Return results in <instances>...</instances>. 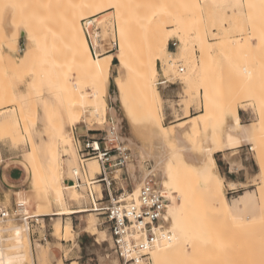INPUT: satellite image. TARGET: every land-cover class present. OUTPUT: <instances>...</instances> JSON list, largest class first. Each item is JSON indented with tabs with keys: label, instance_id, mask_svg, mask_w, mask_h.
<instances>
[{
	"label": "rangeland",
	"instance_id": "obj_1",
	"mask_svg": "<svg viewBox=\"0 0 264 264\" xmlns=\"http://www.w3.org/2000/svg\"><path fill=\"white\" fill-rule=\"evenodd\" d=\"M51 1H14L16 4L18 2L19 6L21 5L18 10L21 11L19 12L21 15L16 13L20 15V22L16 29H19L20 25H26L28 29L27 38L25 40L23 37L20 46L19 41L15 40L14 37H9L8 29L5 28L3 24L6 4L9 5L10 0H0V138H10L12 143L8 145H10L13 150H19V152L22 153V166L25 170L24 188L28 190L17 192L14 199H12L10 193L7 194L5 201L0 204L12 206L15 201L19 202L20 198L25 199L29 193H33L34 197L31 199V207H29L28 204L26 205L30 213L37 212V210H33V208L38 207L35 204L37 200L42 201V206H40V208L43 212H51L53 211V206L56 208L58 207L52 199H49L50 192L48 191V185L46 183L43 184L44 182H41L39 178V171L42 170L43 172L46 170V148L50 141L53 140L56 130L55 127L61 124L63 130L68 133V135L70 134L69 136L71 137L76 153L77 150L75 149L71 127L76 125L83 128L87 126L99 128L100 132L107 135L108 130L105 126L109 124V119L111 118L116 124V116L121 114L119 112V102H116L112 98V95L116 93V87L113 83V77L117 74L115 65L118 61L116 58L113 60L111 71L112 81L109 86V104L117 109L118 114L114 116L113 119L112 115L114 114L109 110L107 119L104 123L105 126H96L95 123L98 120L96 118L91 119L93 115H89L91 113V108L89 106L77 104L78 101L75 99L77 97L76 89L73 88L74 90L71 91H76V97L72 98V101L69 99L72 94H70L69 89V93L67 92V94L66 91H64L66 98H63L64 95L62 92L65 90L66 86L63 85L68 81V84L76 83L77 77L79 78L80 76H77L74 72L70 74V70L66 69L69 66H67V63V67L63 69V67H65L63 66L60 71L55 67L58 66V64L55 63L56 65L53 66L55 57L53 58L48 50L50 41V10H52L51 8L53 7H59L58 9L64 7L63 10H67V3L69 0H58L60 3L56 0L57 2L55 1L53 5ZM70 1L72 3V0ZM147 1L148 0H145L144 2L146 3ZM156 1L158 2V0ZM160 1L158 3H160ZM144 2L143 5L145 4ZM56 4L58 5L57 7L54 6ZM162 4L165 6L170 5L169 7L172 9L174 8L173 10L177 9L180 11L185 9L195 17L197 24L195 30H197L196 34L198 35V39L194 47V58L191 59L196 65V71L195 68L192 70L191 84L184 83L182 76L188 71V67L186 61L179 54L181 42L180 40L178 41L176 37L169 39L168 49L171 50L173 54L170 57L167 56V58L176 62V74L170 73L168 76H164L165 66L162 61H159L158 73L155 77L151 78L147 72L141 70L143 64L146 62L141 60L142 57L140 52L136 58L135 68L127 80L128 99L136 115L134 119L143 122V119H145L147 115L152 114V110L145 98L146 90L144 88V82L148 79H153L155 83H157L164 100L163 113L165 115L162 118V122L166 126L174 125V128H177L179 131V134L182 131V126L179 124L185 119H180V117L186 116L187 114L194 116L203 110L206 111V103L212 105L210 125L207 126L208 128L206 131H201L192 138L194 143L200 142L202 138L204 139L208 131H211L214 139L218 140V131L216 128L221 127L222 122L225 120L224 115L227 114L229 117L232 116V109L234 106H239V108L242 107L247 110L249 118L247 123H250V126L252 123H258L259 105H263L262 108H264V0H162ZM49 5L53 7L50 8ZM15 11L17 10L15 9ZM62 11L59 10L60 13H62ZM217 15H219L220 18L222 17L223 20L220 22L214 21ZM93 17L96 20L91 27L90 34L92 42L97 49V54L113 53L115 56L119 48L116 12L113 9H108ZM37 18L40 20H37ZM81 22L83 24V19ZM95 27H97L99 31L96 39L94 38ZM167 27L170 29L176 26L172 22H169ZM168 31L171 33L170 30ZM203 39L208 41L207 46L204 45ZM172 41H177L178 45L172 46ZM138 45L140 47L146 46L139 42ZM66 56H68V54H66L65 57ZM61 60H63V57H61ZM179 66H184L185 71L182 73L179 72ZM248 70L250 71L247 72ZM57 71L58 77L61 74L66 75L65 79L67 82L64 83L62 80L65 76L62 78L60 77V79L57 77ZM251 72L252 74L250 76L248 73ZM195 76H199L198 80L197 78L195 79ZM162 78H167L170 80V83L160 85L159 82ZM80 80H82L81 77ZM59 83L62 84L63 87ZM83 83H81L82 88L84 86L82 85ZM87 85L84 86V90H90L88 87L89 85ZM20 86L23 91H18V87ZM58 86H61L63 90H60ZM78 87L80 86L78 85ZM91 88L94 89L92 86ZM66 95L69 96V98ZM67 98L71 101V104L73 101H77L76 103L73 102V106L75 107L71 106L68 100L65 102ZM66 103H69V106L68 104L65 105ZM70 108H72V110H69ZM191 110L192 112H190ZM11 111L18 112L19 118L17 122H14L13 119L12 121L10 120L9 114H11ZM73 111L76 112V114H74ZM77 114L78 116H82L79 123L74 122ZM84 119L86 123L83 122ZM122 120H124V118ZM37 122L40 124L39 127H36ZM124 122L121 126L123 128L119 131V135H124L127 131V123L124 124ZM121 139L120 136V140ZM31 140H34L36 145V152L34 154ZM121 141L125 144L123 140ZM252 141L253 142L250 140L252 146H258L259 150L254 148L250 155L255 167L246 183L241 184V187H237L235 184H228L225 175L223 172L221 173L224 177V191L230 200L237 198L241 194L250 192L255 194L254 201L249 202L243 209L218 213L210 206V200L203 188L198 185L195 186L196 184L190 186L189 184L187 185V182H184V189L187 193L199 195L196 199L200 200L197 201V206L200 209L198 208L199 210H197L195 206H190L188 208V216L192 222H196L198 219L201 225L205 227V230H208L207 233H209V236L205 240L207 248L204 247L206 250H193V252L192 247L187 245L185 247L186 253L190 255L192 251V253H194L193 256L191 257L190 255V258H185V255L180 257L178 256V252V255L174 254L173 257H171V261H167L169 262L168 264H258L259 250H257L256 243L261 225L264 222V209L262 208L263 200L259 194V187L262 185V180L257 161L260 158L262 162H264V135L255 136ZM59 147L60 154L63 153V166L66 168L68 165V169L70 168L73 176V168L78 166V155L76 153V162L69 166V160L67 158L71 154L68 152V146L64 144L61 145L60 143ZM129 149L131 154H133V160L129 163L131 165L135 163L136 159L139 160V158L136 153V148L129 146ZM29 152L32 153L29 154ZM191 156L193 157L196 155L194 153H189L190 159H192ZM29 157L31 158V163L28 161ZM90 162L98 165V162L92 159L89 161V168ZM152 162L153 159L147 163L149 166H152ZM90 171L93 174L98 172L99 168L94 171L90 168ZM34 172L36 175L33 178ZM185 177V174L181 175L182 179H185ZM157 180L159 181L158 175ZM31 190H33V192ZM77 191L79 192L77 193V197L79 198L78 202L75 201L74 197L71 199V193L66 191L69 207H89L88 196L85 195L83 190L78 189ZM176 196L178 197V194H176ZM91 213L92 212L88 211L62 216L60 222H71L74 228L75 239H73V241L72 239L63 240L64 238H62V236L58 237L55 235L57 223L59 221L57 223L55 222L58 216H41L39 217L38 223L35 222V218L31 219L29 224L30 231L28 234L25 233L24 240L28 242L30 247V253L34 260L33 263L59 264V260H62L68 264L75 260L80 261V264H123L112 252L111 235L106 224L103 223L102 218L100 219L99 216L95 214L97 229H99L96 235H90L87 230L83 228L87 225L86 221L93 216ZM22 223L23 221L10 219L6 222H2V225ZM45 233L48 235L46 241L42 240V236ZM214 242H218L219 246ZM39 243L47 244L46 246L49 248L47 249L48 253L43 261L37 259ZM213 243L214 246L216 244L215 247H213ZM56 248L61 250L62 255H56ZM183 253L185 254V251Z\"/></svg>",
	"mask_w": 264,
	"mask_h": 264
},
{
	"label": "bare ground",
	"instance_id": "obj_2",
	"mask_svg": "<svg viewBox=\"0 0 264 264\" xmlns=\"http://www.w3.org/2000/svg\"><path fill=\"white\" fill-rule=\"evenodd\" d=\"M14 1L16 2V0H10V3H12H9V5L6 4V9L4 7L3 24L5 28L8 29L10 38L14 37L15 40L19 41L21 39L20 36L23 34L26 40L28 33L27 26L20 25L19 29H16L20 22L19 17L21 14L19 12L21 11L18 10L21 5L19 6L18 2L16 4ZM55 1H51V4L53 5ZM69 1L67 3L68 8L65 6L67 10H63L64 7L58 9L59 7L55 8L51 6L53 7L51 8V4L49 5L53 12L50 10V41L48 50L49 53L52 54V57H55L53 60L55 61L53 66L58 64V66H55L58 71H60L63 66H65L63 67L64 69L69 65L66 69H69L70 71H67H69L70 74L71 72L76 73V75H79L82 80H80V77L78 78L76 76L78 83L74 80L76 83L68 84L69 81L67 82L65 79L66 75H60L59 73L60 76L58 77L57 71V77L60 79V77L62 78L65 76L62 80L64 83L67 82L63 85H66L65 90L61 88L62 84L60 83L61 86L58 87L60 90H63V98L65 97L64 91H66L67 94L70 90V94L72 93L71 98L67 95L66 96L71 101L72 98L76 97V91H71L76 89L77 97L75 99H77L78 102H73L89 106L91 108V113L89 115L94 116H92L91 119L96 118L98 120L97 122L95 121L96 126H103L107 119L108 108L111 113L114 114L112 115L113 119L114 116L118 114L117 109L109 104V86L112 81L111 71L113 60L114 58L117 59L118 63L115 65L117 68V74L113 77L116 93L112 95V98L116 102H119V112L121 114H118L115 119V134H112L111 129L106 127L107 125L104 126L107 128L110 137L117 136L120 139L121 136L123 140H126L127 144H125V146L128 149L129 146H132L137 150L136 153L139 158L138 168H140L142 174V181L134 187V194L136 195L138 193L139 188L144 182H146L148 176L154 173L156 176H159L158 182H160V190L166 193L170 198L165 219L168 221V228L171 230V234L168 238L160 240L152 251L153 263L168 264L169 262L167 261H171V257H173L174 254L178 255V252V256L182 257L185 255V258H190V255L192 257L194 254L192 253L193 250H206L207 244L205 240L209 236V233H207L208 230H205V227L201 225L198 219L196 222H192L188 216V208L190 206H195L197 210L200 209L197 206V201L200 200L196 199L199 195L187 193L184 189L183 183L187 182V185L189 184L190 186L196 184L195 186L198 185L203 188L210 200V206L218 213L232 212L237 209L240 210L249 202L254 201L255 194L250 192L241 194L233 200H230L226 196L224 191V177L222 176V173L220 174L217 170L218 165L214 154L216 151L228 147L233 149L239 147L244 138L253 142L252 139L254 140L255 136L261 134L264 135L263 105H259L258 108V123H252L251 126L243 125L239 114V106H234L232 109V116L229 117L227 114L224 115L225 120L222 122L221 127L216 128L218 131V140L214 139L211 131H208V134H205L204 139L202 138L200 139V142L194 143L192 138H194L199 132L206 131L208 128L207 126L210 125L212 118V105L206 103V111L203 110L197 115L191 116L185 121H182L179 124L182 126V131L180 130L181 133L179 134V131L177 128H174V125L166 126L163 124L164 100L155 80L148 79L144 82V88L146 90L145 98L152 110V114L147 115L145 119H143V122L135 120V111L128 99L127 80L135 68L137 56L141 52V60L146 62L143 64L141 70L147 72L151 78L155 77L158 73L159 61H162L165 66L164 76H168L170 73L176 74V62L167 58V56L170 57L173 54V52L168 49L169 39L176 37L178 41L180 40L181 42L179 54L186 61L188 67V71L182 76V80L186 84H191L192 70L195 68L196 71V65L191 58H194V47L198 39V35L196 34L197 30H195L197 28L195 17L185 9L178 11L177 9L173 10L174 8H170V5H163L162 0H158L160 3L156 0H148L146 3L144 2L145 0H72V3ZM143 2L145 3L144 5ZM54 6L57 7L58 5L56 4ZM15 9L17 11H15ZM108 9H113L116 12L119 48L115 56L113 53H105L102 55L97 54L95 56L92 53L81 20L87 17L96 16ZM59 10H63L62 13H60ZM16 13H19L20 15ZM37 20L40 19L37 18ZM222 20L223 18H220L219 15H217L214 21L220 22ZM169 22H172L176 27L168 29L167 26ZM168 30H170L171 33ZM94 32V38L96 39L99 31L94 28ZM138 42L142 45L145 44L146 46L144 45L145 47H140ZM203 42L204 45L207 46L208 41L203 39ZM66 54H68V56L65 57ZM61 57H63V60H61ZM249 71L250 70L247 72ZM248 74L251 76L252 72ZM196 78L198 80L199 76H195V79ZM163 79L167 80L165 82L169 81L167 78ZM81 83H83L82 85L84 86L88 84L89 86H87L90 90H84V86L82 88ZM78 85L81 88L78 87ZM91 86L94 87V89H92ZM68 98L65 102H67ZM71 101L68 100L69 103ZM73 102L72 104L70 103L71 106H73ZM69 103H66L65 105L68 104L69 106ZM69 110H72V108ZM73 113L76 114L74 111ZM9 118L11 121L13 119L14 122H17L19 118L18 112L11 111ZM123 118L124 120H122ZM81 119L82 116H78L77 114L74 122L79 123ZM83 122L86 123V120L84 119ZM123 122L124 124L127 123V131L124 135H119V131L123 128L121 127ZM56 127L53 140L50 141L46 148V170L43 172L42 170L39 171V178L41 182H44L43 184L46 183L48 185V191L50 192L49 199H52L58 207L56 208L53 206V211L43 212L40 208V206H42V201L37 200L35 204L38 207L33 208V210H37V212L30 213L29 210H27V212L32 217L48 215L58 216L56 219L57 221L55 220V223L59 221L57 223L58 225L56 227L57 230L55 231V235L58 237L62 236V238H64L63 240L72 239L73 241V239H75L74 228L71 222L61 223L60 220L62 219V216L88 212L89 210H87V208L69 207V200L66 191H69L71 193V199L74 197L77 202L79 200L77 193L79 192L75 186H67L63 184L65 176L71 177L72 173L70 168L68 169V165L66 168L63 166L62 160L64 161V158L62 157L63 153L60 154V143L61 145H67L69 148L68 152L71 154L67 158L69 160V166L76 162L77 152L75 153L71 137L69 136L70 134L68 135V133L63 130L61 124ZM31 144L33 146L34 154L36 152L34 140H31ZM254 148L259 150L258 146H252V150H254ZM31 153L32 152H29V154ZM189 153H194L197 158L194 160L190 159ZM28 159L29 163H31V158L29 157ZM151 159H153L152 166H149L147 162H150ZM229 159L231 160V157ZM257 164L262 180V185L259 187V194L263 200L262 208L264 209V162L259 158ZM130 167L133 169L136 165L131 164ZM90 168L94 171L99 167L93 162H90ZM182 174L186 175L185 179L181 178ZM35 175L36 173L34 172L33 178ZM229 184L233 185L234 183L230 182ZM31 191L33 192V190ZM176 194H178V197ZM32 197H34L33 193H29L25 199L20 198V202L25 205L28 204L29 207H31ZM91 215L93 216L86 221L87 225L83 228H85L90 235H96L97 230H99L97 229V220L94 212H92ZM7 220H5V222ZM2 222L4 221H0V264H34L28 242L24 240L25 233L28 234L30 231V221L24 220L22 224H6L5 226L2 225ZM214 243L218 244V242ZM214 243L213 247L216 246V244L214 246ZM256 244L257 250H259L258 264H264V222L261 225ZM46 245L44 243L38 244L37 259L39 261L45 260L44 257L48 253L47 249H49ZM187 245L192 247L190 255L186 253L185 247ZM184 251L185 254L183 253ZM59 261V264H66L62 260Z\"/></svg>",
	"mask_w": 264,
	"mask_h": 264
},
{
	"label": "built area",
	"instance_id": "obj_3",
	"mask_svg": "<svg viewBox=\"0 0 264 264\" xmlns=\"http://www.w3.org/2000/svg\"><path fill=\"white\" fill-rule=\"evenodd\" d=\"M95 20L93 16L85 18L83 25L92 53L96 56L97 49L90 34ZM177 45V41H172V46ZM178 71L184 72L185 67L179 66ZM165 81L167 80L162 78L159 84L170 83V80ZM106 127L115 134L113 120ZM71 132L77 150L78 166L73 169V176H66L64 181L83 190L88 196L87 210L103 218L111 235L112 252L123 264H152V251L157 243L171 234L165 219L170 198L160 190L157 176L150 174L135 195L127 172L132 154L117 136L110 137L107 134L96 138L82 135L77 133L76 126L71 127ZM249 147L252 150V146ZM92 159L99 165V171L93 174L88 166ZM39 217L41 216L29 215L26 205L20 201H15L12 206L0 204V221H30L35 218L38 223ZM47 238L45 233L42 240L46 241Z\"/></svg>",
	"mask_w": 264,
	"mask_h": 264
},
{
	"label": "crops",
	"instance_id": "obj_4",
	"mask_svg": "<svg viewBox=\"0 0 264 264\" xmlns=\"http://www.w3.org/2000/svg\"><path fill=\"white\" fill-rule=\"evenodd\" d=\"M21 36L20 38L23 39L24 35L22 34ZM21 39L19 40L20 46H21ZM18 91H23L21 86L18 87ZM109 110L110 109L108 108V111ZM190 112H192V110ZM239 114L241 117V123L243 125L249 126L250 123L249 124L247 123L249 119L247 110L240 107ZM189 117H191V115L187 114L186 116L180 117V119L185 118L183 120L185 121ZM109 120H112V119L110 118ZM39 125L40 124L37 122L36 127H39ZM76 127H77L78 134L89 135V136L96 137V138H102L106 136L105 133L100 132L99 128H91L88 126L86 128L78 127V126ZM123 141L125 142V144H127L126 140H123ZM11 143H12V140L10 138H0V203L5 201L7 194L10 193L12 199H14L15 194L17 192H22L23 190H26L24 188L25 170L22 166V159H23L22 153L19 152V150H16V151L13 150L11 146L8 145ZM251 145L252 143L250 142V140H247V138H244L239 147H235L234 149L228 147L223 150H218L215 152L214 156L216 158L217 165L219 166V167L217 166V169L220 172V174L221 172H223L226 178V182L228 184L232 182L235 185H237V187H241V184L246 183V181L249 179V176L255 167L252 157L250 156L252 153V150H250L249 146ZM229 156L231 157V160L229 159L230 158ZM196 158L197 156L192 157V159H196ZM132 160H133V157H132ZM226 160L229 162H227ZM231 162L232 163L236 162V163L232 164ZM239 163H240V166H239ZM133 164L136 165L135 168L132 169L130 167V164H128V167H127V172L130 178V185L132 188L137 186L142 181V174H141L140 168H138L139 160L136 159L135 163ZM237 167H238V171H237ZM64 185L70 186V183L68 181L67 182L64 181ZM231 189H237V188H231ZM99 218L101 219L102 217L99 216ZM56 250H57L56 255L59 256V254H61L62 252L59 248H56ZM78 263L80 264V261L74 260L68 264H78Z\"/></svg>",
	"mask_w": 264,
	"mask_h": 264
}]
</instances>
